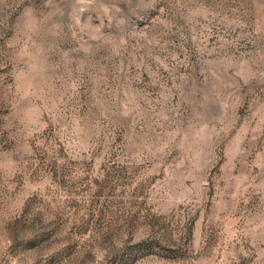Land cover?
Segmentation results:
<instances>
[{
	"label": "rangeland",
	"instance_id": "374dc122",
	"mask_svg": "<svg viewBox=\"0 0 264 264\" xmlns=\"http://www.w3.org/2000/svg\"><path fill=\"white\" fill-rule=\"evenodd\" d=\"M0 264H264V0H0Z\"/></svg>",
	"mask_w": 264,
	"mask_h": 264
}]
</instances>
